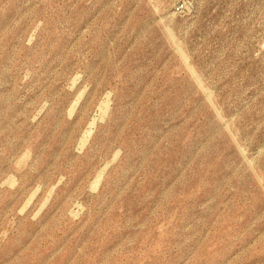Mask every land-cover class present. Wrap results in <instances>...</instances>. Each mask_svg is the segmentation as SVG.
I'll use <instances>...</instances> for the list:
<instances>
[{
  "label": "rangeland",
  "instance_id": "374dc122",
  "mask_svg": "<svg viewBox=\"0 0 264 264\" xmlns=\"http://www.w3.org/2000/svg\"><path fill=\"white\" fill-rule=\"evenodd\" d=\"M0 264H264V0H0Z\"/></svg>",
  "mask_w": 264,
  "mask_h": 264
}]
</instances>
